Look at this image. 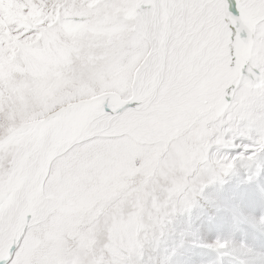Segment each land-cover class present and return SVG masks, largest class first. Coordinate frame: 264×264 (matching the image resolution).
I'll return each mask as SVG.
<instances>
[{
  "label": "snow or ice",
  "instance_id": "snow-or-ice-1",
  "mask_svg": "<svg viewBox=\"0 0 264 264\" xmlns=\"http://www.w3.org/2000/svg\"><path fill=\"white\" fill-rule=\"evenodd\" d=\"M261 151L264 0H0V264H136Z\"/></svg>",
  "mask_w": 264,
  "mask_h": 264
},
{
  "label": "rangeland",
  "instance_id": "rangeland-1",
  "mask_svg": "<svg viewBox=\"0 0 264 264\" xmlns=\"http://www.w3.org/2000/svg\"><path fill=\"white\" fill-rule=\"evenodd\" d=\"M29 15L30 14L24 17L25 22L33 21V18L30 17L31 15ZM15 45L16 48L14 47L12 49V54H14L17 48L20 46L17 44ZM253 142L254 141L252 139L247 137H239L236 140V147L230 148L226 150V152L225 150H221L219 155L222 156L227 154L233 157L237 155H243L246 157L248 153L245 152L243 146ZM261 153H263V151H261L259 154ZM243 159L244 158L237 159L234 167L228 173H221L217 179L210 183H205L202 190H200L194 196V205L189 211H177L165 223L162 230H157L152 235H150L148 241L144 244L139 253L134 254L133 256V260L136 262V264H174L176 255L183 256L182 264H191V255L194 254L192 252H195L196 250L199 253L200 260L203 262L204 258L201 256L200 252L206 248V245L212 248L215 247V243L212 240L201 239L200 231L197 232V226L199 224L202 226H209L211 221L212 229L209 227L210 230H206V234L211 235V233L213 231L215 233L216 230L221 232L224 231L226 228V225L223 223L224 219L231 218L236 220V208H233V211L230 212V215L228 214L227 210L225 212H222V210L220 211L219 220H221L222 224H220L215 218L209 219L207 210L210 209V205L213 203L221 201L222 192L224 191L225 187L232 182V185L234 186L237 185V183H243L241 185L242 187L237 189H245L246 193L253 200L256 199V194L249 189V184L252 183L253 176L240 169V164ZM205 179H207V176ZM244 217H246V215H244ZM245 219L247 218H244L241 222L244 223ZM236 225L232 226L235 231H238L239 228H236ZM245 230H247V228H245ZM221 237L223 239V234ZM189 239L192 240V242L189 243L187 241ZM225 242H227V240ZM240 242H244L243 237H240ZM224 249L235 251L231 249L230 244H228V247ZM223 262L224 264H232L225 256Z\"/></svg>",
  "mask_w": 264,
  "mask_h": 264
},
{
  "label": "bare ground",
  "instance_id": "bare-ground-1",
  "mask_svg": "<svg viewBox=\"0 0 264 264\" xmlns=\"http://www.w3.org/2000/svg\"><path fill=\"white\" fill-rule=\"evenodd\" d=\"M30 15L29 16L35 20L37 14L30 13ZM14 47L16 48L15 43L9 46L10 53ZM240 166L241 170L253 176V184H249V189L256 194V199L253 200L246 193L245 189H237H240L243 183H237V185L234 186L232 182L228 184L222 192L221 201L210 205V209L207 210V213L209 214V219L215 218L222 224L221 220H219L220 211L222 210V212H225L227 210L230 215L233 208H236L235 214L237 221L231 218L224 219L223 223L226 225L224 231L221 232L216 230L215 233L213 231L211 235L206 234V230H210L209 227L212 229L211 221L209 226H202L201 224L197 226V232L200 231L201 239L212 240L214 243L217 241L225 242L227 240V243L231 245V249L235 251L218 249L216 247H213L215 248L213 249L206 245V248L200 252L204 261L202 262L200 260L199 253L196 250L192 252L194 254L191 255V264H224V256L227 257L232 264H264V223L260 222L261 218L264 217V151L253 160L244 158ZM244 215H246V217H244ZM244 218L247 219L242 223L241 221H243ZM232 225H236V228L238 227L239 230L235 231ZM245 228H247V230H245ZM222 234L223 239L221 237ZM240 237H243L244 244L240 242ZM187 241L189 243L192 242L190 239ZM222 253L225 254L222 255ZM182 259L183 256L176 255L174 264H182Z\"/></svg>",
  "mask_w": 264,
  "mask_h": 264
},
{
  "label": "clouds",
  "instance_id": "clouds-1",
  "mask_svg": "<svg viewBox=\"0 0 264 264\" xmlns=\"http://www.w3.org/2000/svg\"><path fill=\"white\" fill-rule=\"evenodd\" d=\"M261 223H264V217L261 218ZM225 254V253H222V255Z\"/></svg>",
  "mask_w": 264,
  "mask_h": 264
}]
</instances>
